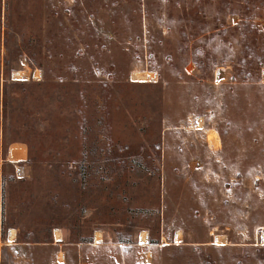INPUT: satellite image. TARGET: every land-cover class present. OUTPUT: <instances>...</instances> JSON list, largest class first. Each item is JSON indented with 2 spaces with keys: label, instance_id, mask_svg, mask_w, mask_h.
<instances>
[{
  "label": "rangeland",
  "instance_id": "374dc122",
  "mask_svg": "<svg viewBox=\"0 0 264 264\" xmlns=\"http://www.w3.org/2000/svg\"><path fill=\"white\" fill-rule=\"evenodd\" d=\"M263 69L264 0H0V264H264Z\"/></svg>",
  "mask_w": 264,
  "mask_h": 264
},
{
  "label": "crops",
  "instance_id": "0c3cea01",
  "mask_svg": "<svg viewBox=\"0 0 264 264\" xmlns=\"http://www.w3.org/2000/svg\"><path fill=\"white\" fill-rule=\"evenodd\" d=\"M11 152L16 156L24 154L21 148L17 147H14ZM62 252L59 255L64 256L65 263H68L71 255H76L79 258L77 264H128L129 250L112 243L100 244L96 242L79 248H66Z\"/></svg>",
  "mask_w": 264,
  "mask_h": 264
},
{
  "label": "bare ground",
  "instance_id": "6f19581e",
  "mask_svg": "<svg viewBox=\"0 0 264 264\" xmlns=\"http://www.w3.org/2000/svg\"><path fill=\"white\" fill-rule=\"evenodd\" d=\"M140 72V71H139ZM22 75H28V73H27V71H20V72H18V73H16V77H21ZM39 75H40V72L39 71H36L35 72V76L36 77H39ZM133 78H134V80H140V81H146L148 78L149 79H155V74H153V73H151V72H142V73H134L133 74ZM203 121H202V119H200L199 120V122H198V128L199 129H201V128H203ZM14 152V151H13ZM15 155V154H14ZM103 233H101V232H97L96 234H95V241L96 242H102L103 241ZM147 236H148V234L146 233V232H142L140 235H139V239H140V241L142 242V243H144V244H146L147 243ZM177 241H179L181 238H182V235H181V232H178L177 233ZM16 238V232L14 231V230H11L10 232H9V239H10V241H14V239ZM55 238L57 239V240H61V238H62V233H61V231H59V230H56L55 231ZM217 240H218V243H220V244H225V241H226V238L225 237H218L217 238ZM262 241H263V243H264V234L262 235ZM180 242V241H179Z\"/></svg>",
  "mask_w": 264,
  "mask_h": 264
},
{
  "label": "built area",
  "instance_id": "2783aa9c",
  "mask_svg": "<svg viewBox=\"0 0 264 264\" xmlns=\"http://www.w3.org/2000/svg\"><path fill=\"white\" fill-rule=\"evenodd\" d=\"M262 77L264 78V69L262 70Z\"/></svg>",
  "mask_w": 264,
  "mask_h": 264
},
{
  "label": "trees",
  "instance_id": "16d2710c",
  "mask_svg": "<svg viewBox=\"0 0 264 264\" xmlns=\"http://www.w3.org/2000/svg\"><path fill=\"white\" fill-rule=\"evenodd\" d=\"M130 242H124V244H129Z\"/></svg>",
  "mask_w": 264,
  "mask_h": 264
}]
</instances>
